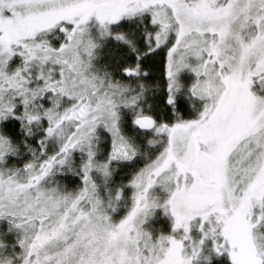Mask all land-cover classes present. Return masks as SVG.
Returning <instances> with one entry per match:
<instances>
[{"label":"snow or ice","instance_id":"6c2138e0","mask_svg":"<svg viewBox=\"0 0 264 264\" xmlns=\"http://www.w3.org/2000/svg\"><path fill=\"white\" fill-rule=\"evenodd\" d=\"M0 264H264V0H0Z\"/></svg>","mask_w":264,"mask_h":264}]
</instances>
